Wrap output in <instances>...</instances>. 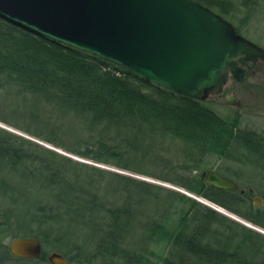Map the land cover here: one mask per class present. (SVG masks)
Listing matches in <instances>:
<instances>
[{
  "label": "trees",
  "instance_id": "16d2710c",
  "mask_svg": "<svg viewBox=\"0 0 264 264\" xmlns=\"http://www.w3.org/2000/svg\"><path fill=\"white\" fill-rule=\"evenodd\" d=\"M195 1L232 23L236 13L264 10V0ZM207 104L0 17V123L26 135L0 125V264H50L51 251L70 263L264 264L263 233L185 193L39 142L168 182L264 229V206L251 194L212 187L195 171L221 138L226 158L264 170V134ZM166 138L187 151L178 157ZM14 236L39 238L40 257L11 255ZM152 240L168 246L156 261L146 250Z\"/></svg>",
  "mask_w": 264,
  "mask_h": 264
},
{
  "label": "water",
  "instance_id": "95a60500",
  "mask_svg": "<svg viewBox=\"0 0 264 264\" xmlns=\"http://www.w3.org/2000/svg\"><path fill=\"white\" fill-rule=\"evenodd\" d=\"M0 17L197 100L221 96L230 77L242 81L264 61L263 47L195 0H0ZM225 103L240 105V99L231 92ZM201 176L212 187L244 192L217 170ZM261 202L254 197L255 205ZM6 248L25 259L43 252L35 236H14ZM46 258L50 264H98L70 263L57 251Z\"/></svg>",
  "mask_w": 264,
  "mask_h": 264
},
{
  "label": "rangeland",
  "instance_id": "374dc122",
  "mask_svg": "<svg viewBox=\"0 0 264 264\" xmlns=\"http://www.w3.org/2000/svg\"><path fill=\"white\" fill-rule=\"evenodd\" d=\"M259 3L260 5L264 4L263 1ZM261 9L262 8L257 9V11H255L253 16L249 17V19L245 15H243V13H236L232 18L234 24L231 21L230 22L234 25V27L238 26L241 35L264 48V10ZM231 92L236 93L237 97L241 101L240 105H228L225 103L226 96H228ZM204 101L208 103L206 106H211L212 109H214L217 114L220 115V117L235 121L237 126L239 125L238 128L250 129L258 132V134H264V61L262 62V65L256 68L253 74H249L248 77L241 81V83L229 81L226 86V91L221 96H211ZM0 125L14 130L17 133L23 134L1 123ZM24 135L25 134H23V136ZM222 135H224V130H220V132H218L217 134L219 138ZM221 140H215V142L211 144V150H208L210 152H204L202 160L198 162L199 169L195 171L197 173H201L203 172V170L213 169L221 172L225 176L235 179L240 186L245 188H242L244 189L243 193L247 191L252 195L251 198L253 200V203L254 197H259L262 198V202L258 207L264 206V170L257 169L254 165L251 164L239 163L232 159L226 158L219 149ZM39 142L47 147H51V149H54L61 154L67 155L76 160L94 164L110 170L126 173L138 177L139 179H144L149 182L185 193L186 195L196 198L197 200L219 211L220 213L238 221L244 226L264 234V229L262 227L254 225L253 223L227 211L226 209L214 204L213 202L202 197H196L192 195V193H189L184 189L176 187L168 182L156 178L138 175L135 173H130L113 166L96 163L88 159L70 154L60 147L58 148L42 141ZM164 143L168 146H171V151H177V155H179L178 157H181L179 153L187 151L186 146L177 138H166ZM173 162H176V160H173ZM175 217L176 215H171L170 221L175 219ZM2 240L6 242L4 238ZM167 249L168 246H166L163 241L157 240H152L146 247L148 254H150L149 251L155 254L154 256H149L152 261L157 260V255H165L168 251ZM9 261L13 264L27 263V261L16 260L15 258H10ZM94 262L102 264L100 263V261ZM41 264H46V262H41Z\"/></svg>",
  "mask_w": 264,
  "mask_h": 264
},
{
  "label": "flooded vegetation",
  "instance_id": "af4514ba",
  "mask_svg": "<svg viewBox=\"0 0 264 264\" xmlns=\"http://www.w3.org/2000/svg\"><path fill=\"white\" fill-rule=\"evenodd\" d=\"M211 10H212V9H211ZM225 19H226V18H225ZM256 44H257V43H256ZM262 62H263V61H258V62H256V63L253 65L252 69H248V72H247L246 77H248L249 74H253V73L255 72L256 68H257L258 66L262 65ZM247 63H249V62H247ZM244 67H246V65H244ZM246 77H245V78H246ZM245 78H244V79H245ZM244 79H243V80H244ZM243 80H242V81H243ZM229 81H231V82L241 83V81H235V80H234L233 78H231V77L229 78ZM229 81H228V82H229ZM240 102H241V101H240Z\"/></svg>",
  "mask_w": 264,
  "mask_h": 264
}]
</instances>
